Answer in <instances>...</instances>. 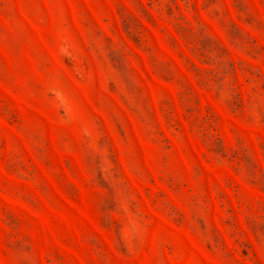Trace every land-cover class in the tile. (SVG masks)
Returning <instances> with one entry per match:
<instances>
[{
	"label": "rangeland",
	"instance_id": "374dc122",
	"mask_svg": "<svg viewBox=\"0 0 264 264\" xmlns=\"http://www.w3.org/2000/svg\"><path fill=\"white\" fill-rule=\"evenodd\" d=\"M0 264H264V0H0Z\"/></svg>",
	"mask_w": 264,
	"mask_h": 264
}]
</instances>
